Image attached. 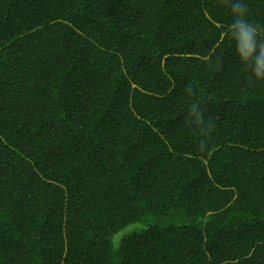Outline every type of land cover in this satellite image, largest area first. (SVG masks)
I'll return each instance as SVG.
<instances>
[{
  "label": "trees",
  "instance_id": "trees-1",
  "mask_svg": "<svg viewBox=\"0 0 264 264\" xmlns=\"http://www.w3.org/2000/svg\"><path fill=\"white\" fill-rule=\"evenodd\" d=\"M237 2L0 0V264H264Z\"/></svg>",
  "mask_w": 264,
  "mask_h": 264
},
{
  "label": "clouds",
  "instance_id": "clouds-1",
  "mask_svg": "<svg viewBox=\"0 0 264 264\" xmlns=\"http://www.w3.org/2000/svg\"><path fill=\"white\" fill-rule=\"evenodd\" d=\"M234 22L228 27L235 42L239 62L246 72L257 81H264V27H259L247 19L248 6L237 2L231 6Z\"/></svg>",
  "mask_w": 264,
  "mask_h": 264
}]
</instances>
